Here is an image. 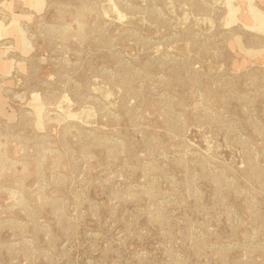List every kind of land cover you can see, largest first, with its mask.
I'll return each instance as SVG.
<instances>
[{
	"label": "rangeland",
	"instance_id": "374dc122",
	"mask_svg": "<svg viewBox=\"0 0 264 264\" xmlns=\"http://www.w3.org/2000/svg\"><path fill=\"white\" fill-rule=\"evenodd\" d=\"M0 264H264V0H0Z\"/></svg>",
	"mask_w": 264,
	"mask_h": 264
}]
</instances>
